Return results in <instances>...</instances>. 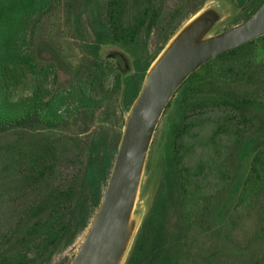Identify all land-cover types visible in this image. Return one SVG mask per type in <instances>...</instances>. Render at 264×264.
I'll return each mask as SVG.
<instances>
[{"label": "trees", "instance_id": "trees-1", "mask_svg": "<svg viewBox=\"0 0 264 264\" xmlns=\"http://www.w3.org/2000/svg\"><path fill=\"white\" fill-rule=\"evenodd\" d=\"M73 1L0 0V264H51L56 250L88 226L112 158L106 140L96 139L79 182L65 181L58 172L57 133L100 112L106 117L117 103L127 110L151 62L138 52L142 33L156 30L164 46L205 0H178L168 9L158 0H142L131 16L127 0H108L91 25L93 42L84 46V58L66 65V84L51 88L56 68L39 66L35 29L62 10L68 15ZM235 1L243 7L250 0ZM263 1L252 0L243 20ZM106 46L129 54L133 73L122 76L116 62L102 59ZM27 80L31 85L18 98L15 91ZM249 83H264V36L205 63L176 91L165 109L173 101L160 186L125 264L170 262L161 245L166 204L177 205L184 225L197 222L203 205L229 185L232 158L249 154L247 173L231 186L239 191L238 208L256 206L255 236L264 247V121L253 119L254 113L264 115V87L241 90Z\"/></svg>", "mask_w": 264, "mask_h": 264}, {"label": "rangeland", "instance_id": "rangeland-1", "mask_svg": "<svg viewBox=\"0 0 264 264\" xmlns=\"http://www.w3.org/2000/svg\"><path fill=\"white\" fill-rule=\"evenodd\" d=\"M107 1L74 0L68 15H65V10H62L60 15H54L43 26L35 29L33 50L35 54H40L35 57L39 66L46 69L50 66L48 64H52L56 68L54 74L57 75V80L52 74L48 79L49 87L55 88L66 84L68 81L66 65L68 63L74 65L84 58V46L93 42L91 25L97 16H102L103 6ZM159 1L166 9L172 8L178 2V0ZM251 1L243 7H238L235 0H205L202 6L203 8H218L221 20L214 33H220L243 21V15L250 10ZM127 2L129 16L135 14L142 4V0H127ZM76 18H78V23L75 26L73 22ZM28 30L31 31V28L29 27ZM162 48L156 30H152L149 36L142 33L138 52L143 62H152ZM100 56L102 59L116 62L122 76L134 71L131 56L117 47H104ZM29 85L31 84L28 80L19 83L15 96L19 98L25 94ZM250 85L252 84L243 85L241 90L250 88ZM262 87L264 83L257 87L252 85V90L262 91ZM114 106L115 111L107 114L106 117H101L100 112L94 115L92 120L83 118L77 121L76 125L71 123L65 126L55 137L59 142L58 172L65 181L74 179L75 183L81 179L89 147L96 139L106 140L105 149L112 159L106 180L102 184V196L123 129L125 110H122L118 103ZM171 118H173V101L161 117L149 148L136 204L140 217L145 214L160 186V161L163 155L165 133ZM253 119L254 124H258L264 121V115L254 113ZM254 134L261 135L256 129H254ZM103 150V148L100 149V153ZM251 158L250 154L242 158H232L228 168L229 185H224V188L217 191L215 196L203 205L201 212L195 217L197 222L184 225L177 215V205L172 201L166 204L161 245L168 257L176 259L179 264H264V247L255 236L257 208L256 206L251 209L238 208L239 191L235 192L234 185L231 186L232 182L234 184V181L242 180L245 176L250 167ZM98 207L93 209L88 226L77 234L74 241L67 247L56 250L51 264L71 262L89 230Z\"/></svg>", "mask_w": 264, "mask_h": 264}, {"label": "water", "instance_id": "water-1", "mask_svg": "<svg viewBox=\"0 0 264 264\" xmlns=\"http://www.w3.org/2000/svg\"><path fill=\"white\" fill-rule=\"evenodd\" d=\"M202 8L165 43L150 63L133 103L123 112V129L105 191L69 264H125L150 207L140 217L137 198L149 148L169 102L205 63L264 36V1L249 18L220 33H214L221 20L218 8Z\"/></svg>", "mask_w": 264, "mask_h": 264}, {"label": "flooded vegetation", "instance_id": "flooded-vegetation-1", "mask_svg": "<svg viewBox=\"0 0 264 264\" xmlns=\"http://www.w3.org/2000/svg\"><path fill=\"white\" fill-rule=\"evenodd\" d=\"M162 255L163 257H167L168 260L170 261L167 264H174L172 261H176V259H171V257H168V255L165 253V250L163 248H162ZM177 264H179V262H177Z\"/></svg>", "mask_w": 264, "mask_h": 264}]
</instances>
